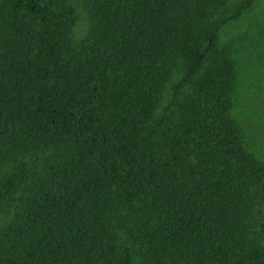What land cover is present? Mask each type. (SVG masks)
I'll return each mask as SVG.
<instances>
[{
    "label": "trees",
    "instance_id": "trees-1",
    "mask_svg": "<svg viewBox=\"0 0 264 264\" xmlns=\"http://www.w3.org/2000/svg\"><path fill=\"white\" fill-rule=\"evenodd\" d=\"M256 1L0 0V264H264Z\"/></svg>",
    "mask_w": 264,
    "mask_h": 264
},
{
    "label": "rangeland",
    "instance_id": "rangeland-1",
    "mask_svg": "<svg viewBox=\"0 0 264 264\" xmlns=\"http://www.w3.org/2000/svg\"><path fill=\"white\" fill-rule=\"evenodd\" d=\"M79 1L74 0L78 14L73 32L76 39L87 29L86 14ZM221 39L239 42L243 78L234 113L243 128L247 147L264 161V0H257L238 21L226 27Z\"/></svg>",
    "mask_w": 264,
    "mask_h": 264
}]
</instances>
